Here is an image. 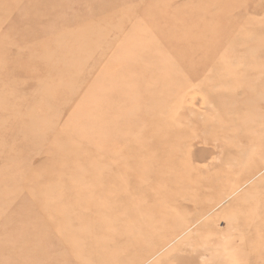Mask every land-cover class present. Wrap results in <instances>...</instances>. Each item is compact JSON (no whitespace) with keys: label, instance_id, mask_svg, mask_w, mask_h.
I'll list each match as a JSON object with an SVG mask.
<instances>
[{"label":"rangeland","instance_id":"374dc122","mask_svg":"<svg viewBox=\"0 0 264 264\" xmlns=\"http://www.w3.org/2000/svg\"><path fill=\"white\" fill-rule=\"evenodd\" d=\"M263 152L264 0H0V264H264Z\"/></svg>","mask_w":264,"mask_h":264},{"label":"bare ground","instance_id":"6f19581e","mask_svg":"<svg viewBox=\"0 0 264 264\" xmlns=\"http://www.w3.org/2000/svg\"><path fill=\"white\" fill-rule=\"evenodd\" d=\"M75 32H76V31H75ZM179 153H180V152H179ZM263 153H264V152H263ZM263 155H264V154H263ZM169 160H170V158H169ZM263 160H264V158H263ZM173 161H174V160H173ZM173 161H171V162L173 163ZM258 161L260 162L261 160H258ZM255 163H256V162H254V164H255ZM161 167H162V166H161ZM166 167H167V166H166ZM171 168H172V166H171ZM161 169L163 170V168H161ZM159 170H160V169H159ZM263 170H264V164H263V163H258L257 166H256V170H255L257 173H256L255 175H257L258 173L260 174V172L263 171ZM252 171H253V170H252ZM163 172H164V171H163ZM245 172H246V171H245ZM228 173H229V172H228ZM228 173H227V174H228ZM248 173H249V172H248ZM254 173H255V172H254ZM230 174H231V173H230ZM252 174H253V173H252ZM224 175H225V174H224ZM231 176H232V175H231ZM253 176H254V174H253ZM253 176H252V177H253ZM226 177H227V176H226ZM229 177H230V175H229ZM243 177H244V174H243ZM243 177H242L243 180H244V179H247V178H245V177L243 178ZM248 177H249V176H248ZM188 178H189V176H188ZM253 178H254V177H253ZM226 179H227V178H226ZM248 179H249V178H248ZM250 179H251V178H250ZM250 179L247 180V182L250 181ZM242 183H245V182H242ZM245 184H246V183H245ZM256 185H259V184H256ZM226 188H227V187H226ZM220 189H222V188L220 187L217 191H219ZM228 189H230V188H228ZM237 189H238V188H237ZM237 189H236V190H237ZM236 190H235V191H236ZM257 190H258V189H257ZM217 191L214 190V191H212L211 193L214 194V192H217ZM225 191H226V190H225ZM227 191H228V190H227ZM232 191H233V189H232V190L230 189L229 194L232 193ZM235 191H233V193H235ZM251 191L253 192V190H251ZM219 192H220V191H219ZM252 192H251L250 194H252ZM226 193H227V192H226ZM233 193H232V194H233ZM253 193H254V192H253ZM172 195H174V194L172 193ZM175 195H176V194H175ZM186 195H187V194H186ZM214 195L216 196V194H214ZM230 195H231V194H230ZM182 196L186 198L185 195L182 194ZM211 197H212V194H211ZM244 197H245V196H244ZM209 198H210V197H209ZM198 199H199V200H198ZM198 199H197V200H198L199 202H202V200H200L199 197H198ZM195 201H196V200H195ZM263 201H264V200H263ZM204 203H205V202H204ZM204 203H203V204H204ZM198 205H199V204H198ZM208 205H209V204H208ZM234 205H235V204H234ZM263 206H264V205H263ZM213 207H215L214 204H213ZM259 207H260V209L262 208L261 205H259ZM209 208H210V207H209ZM263 208H264V207H263ZM194 210H195V209H194ZM210 211H211V210H210ZM263 211H264V209L261 210V213H263ZM183 212H184V211H183ZM195 213H196V212H195ZM198 213H199V211H198ZM208 213H210V212H207V214H208ZM172 214H173V213H172ZM174 214H175V213H174ZM176 214H177V213H176ZM201 214H203V213H201ZM164 215H165V214H164ZM190 215H191V213H190ZM192 215H193V214H192ZM192 215H191V216H192ZM195 215H196V214H195ZM205 215H206V214H205ZM162 216H163V215H162ZM185 216H186V211H185ZM175 217H176V216H175ZM173 218H174V216H173ZM183 218H186V217H183V215H182V218H181V219H183ZM189 218H190V217H189ZM193 218L195 219L194 216H193ZM204 218H205V216H204ZM179 219H180V218H179ZM186 219H187V218H186ZM186 219H185V222H186ZM197 219H199V218H197ZM200 219H201V217H200ZM187 220L189 221V219H187ZM162 221H163V219H162ZM170 221H171V220H170ZM175 221H176V220H175ZM201 221H202V220H201ZM201 221H200V222H201ZM179 222H180V221H179ZM195 222H196V221H195ZM197 222H198V221H197ZM215 222H216V221H215ZM166 223H167V221H166ZM186 223H187V222H186ZM176 224H178V223L176 222ZM208 224H209V223H207V226H208ZM212 224H213V222L210 223L211 226H213ZM204 225H206V223H205ZM164 226H165V225H164ZM175 226L178 227V225H175ZM180 226H181V222H180ZM202 226H203V225H202ZM203 227H204V226H203ZM199 229H201V228H199ZM181 230H183V229H181ZM262 232H263V231H262ZM170 237H171L170 239H175V238H177V236H171V235H170ZM167 240H169V237L166 239V242H163V243H162V247H161L162 249H163L165 246H167V244H166V243H167ZM159 244H160V243H159ZM161 248H160V249L158 248L157 251H160ZM152 249H153V248H152ZM155 249H156V248H155ZM152 253H153V252H152ZM157 253H158V252H157ZM153 254H154V253H153ZM189 264H190V263H189Z\"/></svg>","mask_w":264,"mask_h":264}]
</instances>
